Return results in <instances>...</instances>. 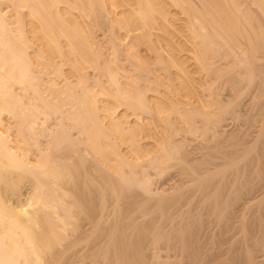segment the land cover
Here are the masks:
<instances>
[{
    "label": "bare ground",
    "instance_id": "6f19581e",
    "mask_svg": "<svg viewBox=\"0 0 264 264\" xmlns=\"http://www.w3.org/2000/svg\"><path fill=\"white\" fill-rule=\"evenodd\" d=\"M6 1L12 3L13 7L16 9L21 10L18 21L21 26V37L12 29L13 20L11 21V18L7 15V11L2 9L0 4V128L4 126L3 117L6 115L11 114V116L17 120V124L14 126L17 134L15 137L17 136V138H19V150L22 152L18 154V152L12 148L13 145L11 143L13 140H9L12 138H9L10 136L7 137L0 129V264H148V259L151 254L148 243H150L151 240H148L149 234L145 228L149 226L147 225L149 223L146 224L143 221L140 223L137 220V217H141L138 216L137 210L140 206H145L147 203L149 204V202H152L151 204H155V206H152L154 209L151 210H154L153 215H157L163 214L162 212L165 210L168 211V209L164 210V207L170 208V205L172 206V204L164 205L165 203L160 205L162 198L160 199L158 195L161 197L160 193L163 194L166 191H160V193L154 192L155 189L153 190V185L151 187L150 184L152 180L151 177L153 176L152 173L154 174L155 171L161 169V167L158 168V166L162 165L158 163L161 162L164 164V158L158 156V148L169 141L166 127H168L169 130L168 125H170L172 115H176L177 112L179 113L176 122L180 124L183 131H191L193 118L186 111L184 112L182 110V112H180L178 108L179 104L174 103V101L163 92L152 95L146 100L148 104L147 108L155 114L154 119L150 118L149 115L138 114L136 112L140 110L139 108L143 105V103H141L144 102L143 99L141 101L135 98L132 104L127 102L124 103L125 101H122L120 97L110 93L103 87V84H101V81H97V78L92 82L88 80V78L90 79V75L88 74L89 71L97 73V69L102 67H100L101 63L98 60L94 42L91 40V32L83 22L86 11V0ZM0 2L3 3L2 0H0ZM99 2L112 24L116 26V30L114 29L115 31L112 34L114 36H112L111 43L114 44V42H116L115 44L117 45L112 46L114 47L112 53L115 54L119 52V44L123 45L128 43V38L133 34H138L136 36H141V38L145 36L149 39L152 50L156 54L162 55L164 59L163 62L172 70V82L176 90L181 94L183 99L187 100L195 107H192L194 112L199 111L198 113L203 115L210 112V106L204 101L200 92L202 83L198 79L199 74L205 71L207 75H209L212 71L211 62H214V59L217 60L216 58H224L225 56H232L235 54V56H230L231 58L227 60L224 58V61H228L229 59L237 58V53V55H240V53L237 52V49L240 48L234 45L236 44L235 41H238V38L234 37L237 39L234 40L232 39L233 36H239L240 34L244 37H246V35L248 37L254 34L259 35L257 31H261L263 30L262 28H264V0H197V2L195 0H99ZM219 3H222L220 5H224V8L226 7L223 10L227 12L221 10L222 8L219 6ZM194 5H198V7L195 8ZM172 8L175 9L174 12L169 11ZM120 9H122V11H120ZM255 19H257L258 22ZM170 20H175V22L184 20L185 25L182 27L183 30H176L178 28L174 26L175 22H171ZM221 21L222 23H220ZM253 21L255 22L253 23ZM255 23L260 26H257ZM228 28L231 30L227 31ZM169 30L172 32L176 31L177 35L175 34V36L179 38L173 40L174 37L172 38L170 35L171 31ZM254 30L256 33L252 32ZM248 31L253 33V35H250ZM261 32L264 33V30ZM261 32L260 34H262ZM231 33L234 34L231 35ZM257 37L258 36L254 35V38H248V43L252 42L251 38L254 40ZM251 45L252 47L255 45L259 47L258 43ZM247 48L251 51L255 50V48ZM250 50L249 52H251ZM263 51L264 50H262V52ZM255 52H253V54ZM219 60L222 62L223 59L220 58ZM244 63L243 61L240 65H237L241 68L245 66ZM234 65L236 66V64ZM105 68L107 69L108 66ZM108 70L110 71V69L108 68L106 70L109 74L108 78L110 82L120 87L118 80L115 78L117 75L114 76L113 72H108ZM243 73L244 72L240 71L239 74L243 75ZM248 74L250 75V73ZM95 77H97V74ZM17 91L25 93V96L28 94L29 98L27 99V97H25L26 101L20 99L19 93H16ZM64 100H66V102ZM68 105L71 107H68ZM82 121H87L89 125L87 127L82 126ZM14 127L12 128L14 129ZM76 128H79V130ZM72 129L78 130L77 133H79L80 137L83 135L84 147L93 155L96 164L98 163L103 170L114 177L129 175V177L126 176L124 178H131L132 180L130 182V179H128L127 183L131 184L126 183L124 185V180L121 181V183L123 182L122 184L117 182V184H121L119 189L113 184L112 188H110L111 194H108L106 186V190L104 186H102L103 189L97 188V215H92L91 217L88 214V217L85 218L80 217V215H73L74 213H72L70 209L72 208L71 205L73 202L66 201L65 199L67 195L75 197V204L78 203V200H84V197L87 196L82 193L79 188L80 185L85 182L81 181L79 185V179L83 180L81 177L74 176L73 178L75 180L72 181V183L66 182L64 179L67 176V171L76 170L78 169L76 164H78L77 166L81 164H71V160L65 161L66 154L64 153L66 151H64V149H67V151L72 150V146L76 140L73 141L76 135H72ZM263 134L261 136L264 137ZM245 139L242 138L241 143L243 142V144L248 145L247 143L250 139ZM250 141L252 142L253 140ZM262 144L263 146L261 147L264 149V143ZM244 148L246 149L245 146ZM244 148L239 150L244 151ZM222 151L224 152V150ZM229 151L230 152H227V154L230 153L234 155L231 153V150ZM241 151L238 152L244 154V152ZM70 152L72 154V152L76 153L79 151L72 150ZM227 154L224 156L229 157ZM236 154H238L237 151ZM69 155L70 154L67 156ZM71 156H69V158H71ZM83 158L79 157L78 159L82 162L81 159L83 160ZM229 158L232 159L231 157ZM257 158L258 157H256V160ZM225 159L228 158L225 157ZM240 159L242 158L240 157ZM257 161H260V159ZM246 162L247 161H245V163ZM235 163L238 164V162ZM218 165L217 163V166ZM217 166L214 165L213 169H216ZM257 166L255 167L253 165L256 171L260 168ZM72 167L74 169H72ZM223 167L226 171L230 168V166L225 167L222 165V168ZM235 170L236 168L230 171ZM238 170L244 169L240 168ZM140 172H143V175L145 173V175L144 177L139 176L141 178L138 179V174ZM259 173L258 176L260 175ZM78 174H80L79 171ZM262 175L264 174L262 173ZM81 176L86 177L87 175ZM258 176V180L264 179L263 176H261L262 178H258ZM76 178H79V181H76ZM229 178H231V176ZM262 184H264V182ZM253 188L251 189L252 191ZM128 191H130V193H128ZM123 193L125 195L124 198L127 196L126 200L121 199V197L124 196ZM89 194L90 193H88V195ZM245 194L247 195V193ZM236 197L239 196L236 195ZM263 197L264 191L262 198L259 197V201H257V199L255 201H264ZM171 199L172 198L168 197V200L171 201ZM215 199L214 196V201ZM177 200H181L180 196H177ZM218 201H220L217 203L220 204L218 206V208H220L224 203H221L220 199ZM189 202H192V200ZM233 202L235 201L233 200L230 203L233 205ZM249 202L254 204L253 200ZM249 202L248 204H250ZM166 203L170 202L167 201ZM174 203L177 204V202ZM217 204H212L213 208ZM257 204L259 205V203ZM262 205L264 206V203H262ZM82 206L81 204V208H83ZM162 206L164 207L162 208ZM176 206L173 204V207L176 208ZM193 206L194 205L191 207ZM225 206L226 205H224L223 208H225ZM263 206L261 208L260 206L258 207L264 213ZM150 207L151 206H149V208ZM218 208H216L217 210L214 209V212L218 211ZM223 208L219 210L221 216H223L225 212L228 213V211H223V213L221 210H227L230 207L228 205V208ZM184 211H186V209ZM83 213L84 212H82V214ZM202 213L203 212H201V214ZM256 213L254 212L253 214ZM219 214L216 215L218 216ZM164 216L168 217L167 215ZM259 216L261 215L259 214ZM172 218L173 216L168 220H170L171 223H173L172 226L175 227L174 223L177 222L172 221L176 218ZM192 218L195 219L199 217ZM219 219H221V217ZM163 220L159 219V221ZM187 220L189 219L187 218ZM199 220L200 219H198V221ZM224 220L225 219H223V221ZM79 222L83 225H77ZM198 223H200V221ZM177 224L181 225L179 223ZM95 225H97V228ZM157 226L159 227L160 225L157 224ZM167 226L169 227L171 225ZM200 226L201 225L197 227ZM250 228H252V226ZM155 229L156 227H154L153 230ZM194 230L196 231V229H193V231ZM159 232H161V230ZM168 233L169 232L166 234ZM181 233L187 232H183L182 229ZM187 234H184V236ZM244 234V252L241 251L244 253V262L246 264H260L256 260L257 256H255L257 251L253 253L254 247L249 243V241L251 242L252 240L248 239L246 233ZM182 235L183 234H181V236ZM160 236L158 238H161ZM192 236H194V234H192ZM169 237L171 236L169 235ZM174 237L172 240L168 239V241H166H171L169 245H172V247L174 244L172 242L174 241ZM179 237H177V240ZM202 237L203 236H201V238ZM188 238L187 239L190 241L191 238ZM260 238L262 239V237ZM152 239L156 238L153 237ZM163 239L164 240L160 241H165V238ZM185 240L186 239L183 238V242ZM197 240L198 239H196V241ZM227 240L228 239H226V241ZM189 241L187 242L189 243ZM238 242L239 246L241 241ZM260 242V244H263L262 241ZM184 243L187 245L186 242ZM185 245L184 247H186ZM261 246L262 245H259V247ZM172 247L170 248L173 250L174 248ZM184 247H182L183 250L178 249L184 251ZM178 249L175 251H178ZM192 249L196 250L195 248ZM237 249L239 248L237 247ZM186 250L189 251L190 248ZM180 251H178L179 253L177 254L181 255L182 252ZM190 252L196 254L197 251ZM231 253L234 254V252ZM154 254L159 255L161 253L156 254L155 252ZM202 254L205 253H201V255ZM233 254L231 255L236 257ZM155 255H153V257H155ZM197 255L201 258L200 254L197 253ZM198 257H196V259H198ZM191 258L193 259V257ZM155 259L157 258L155 257ZM221 260L223 259L221 258ZM158 261L163 264L162 260ZM225 261L227 260L225 259ZM225 261H222V263L226 264ZM189 262L191 261L189 260ZM200 262L202 264V261ZM165 263L166 262H164V264Z\"/></svg>",
    "mask_w": 264,
    "mask_h": 264
},
{
    "label": "rangeland",
    "instance_id": "374dc122",
    "mask_svg": "<svg viewBox=\"0 0 264 264\" xmlns=\"http://www.w3.org/2000/svg\"><path fill=\"white\" fill-rule=\"evenodd\" d=\"M86 1H87L86 2V11L84 14L85 17H84L83 22H84L85 26L88 27V29L91 32V36H92L91 40L94 42V46H95L96 52H97V57H98L99 62L101 63L100 67H102V68L97 69L98 70L97 73L96 72L92 73V71H89V72L87 71L88 74L90 75L89 76L90 79L88 78V80H90V82H92L97 78V81H101V84H103L102 85L103 87H105L110 93L120 97L122 99V101H125L124 103L127 102V103L132 104V101L135 98L136 99L138 98L141 101L143 99L144 102H141V103H143L144 106L142 105L139 108L140 110L137 109L138 111L136 113H138V114L149 115L150 118L154 119L155 114L150 109L147 108L148 104H147L146 100H147V98L151 97L152 95H157V94L163 92L172 101H174V103L179 104L178 108H179L180 112H182V110L184 112L186 111L193 118V126L191 128V131H183L181 129L180 124L178 122H176L177 121L176 118H177V115L179 113L177 112L176 115L175 114L172 115V118L170 120V125H168L169 130H168V127H166L167 137H169V141H168V143L164 144L162 147L158 148V150H159L158 156L164 158V162H163L164 164L159 162L158 164L162 165V166H158V168L161 167V169H159L155 172H154V170H155L154 169L153 170L154 174L152 172H149V173H152V175H153L151 177L152 183L150 182V184H151V187L153 185L152 189L153 190L155 189L154 192L160 193V191L161 192L166 191L163 194L160 193L161 197H160V195H158L160 199L162 198L160 205L165 203L164 205L172 204V206L170 205V208L162 206V208L164 207L163 208L164 210L168 209V211L165 210L162 212L163 214H157V215H155V214L153 215L154 210H151V209H154V207H152V206H155V204H151L152 202H149V204L147 203V205H145L146 207L144 205L140 206L137 210L138 216H141L140 217L141 220L138 217H137V220L140 223H142L141 221L145 222L146 224L149 223V224H147L149 226H147L146 228L144 227L145 230H147L148 234H149L148 240H151V242L148 243V245H149V248L151 251L150 253L152 255L150 254V257L148 259V264H160V263L162 264V262L159 263L158 260H160V261L162 260L163 264H164V262H166L165 264H182V263L183 264H198V262H199V264H201L200 261H202V264H218V263H222V261H225V259L227 260V261H225L226 264H246L243 260L244 259V257H243V255H244V253H243L244 252L243 242L245 240V239H243V236L245 235L244 233H246V236L248 237L249 240L250 239L252 240L251 242L249 241V243L254 247L253 253L257 251L255 253V256H257L256 257L257 262L260 264H264V257H262V256H264V250H263L264 249V242H263L264 241V231H263L264 230V228H263L264 227V215H263L264 213L260 209L263 206L262 203H264V201L263 200L260 201L261 203L255 201L256 199H257V201H259L258 200L259 197L262 198L263 191H264L263 190L264 184H262L264 181H261L264 179H260V180L257 179L259 172H260L259 173L260 175L258 176V178L261 176L264 177V175H262V173L264 174V171H263L264 170L263 169L264 168L263 167L264 166V160H263L264 157H262V156H264V154H263L264 149H263V147H261V146H263L262 143H264V140H263L264 137L261 136L263 134V130H264L263 129L264 128V55H263L264 51L262 52V50H264V39H263L264 33H262L261 31H263L264 28L261 27L263 30L257 31V32H259V33H257L259 35L254 34L255 36H258L254 40H253V38H254L253 33H250L248 31L250 33V35L251 34L253 35V36L249 35L250 37H253V38H251L252 42L255 41L253 43L252 42L248 43L247 39L250 37H248L247 35H246V37H248V38L242 36L241 34L239 35L240 37L238 35L233 36V37L231 36L232 39H234V40H237L234 37L238 38V41L237 42L235 41L236 44H234V45L238 46L241 49V50L237 49V52H239L240 55H237L238 54L237 53L236 54L237 58L229 59L228 61H224V60L225 59L227 60L228 58L235 56V54L232 56L230 55L231 57L225 56L224 57L225 59L223 57L216 58L217 60L214 59V62L213 61L211 62L212 63V65H211L212 71L209 73V75H207V73L205 71H203L202 73L199 74L198 79L202 83V85L200 87V92L202 94L204 101L210 106V112L203 115L201 113L199 114L198 113L199 111L194 112L193 108H195V107H193V105H191V103H189L187 100L183 99L181 94L176 90V88L172 82V70L170 68H168V66L165 62H163L164 61L163 56L156 54L152 50V45H151L149 39H147L145 36L143 38H141V36H136L138 34H136V35L133 34L131 37L128 38V41H127L128 43H125L123 45L118 43L120 45V46H118V48L120 47L118 50L119 52L113 54L112 52H113L114 47H112V46H116L117 44H115L116 42H114V44H113V43H111V41H112V36H114L112 34L116 30V26L112 24L108 15L103 11L99 0H86ZM192 1H194V0H192ZM195 1L197 2V0H195ZM2 2L3 3L0 2L2 9H5L7 11V15L9 16V18H11V21L13 20L12 21L13 24L11 22L12 29H14V31H16L15 33L19 34V36H20L21 26H20V22H18V21H19L21 10L13 7V4L10 3L9 1L2 0ZM220 4H222V3H219V6L222 8L221 10L226 8V7L224 8V5H220ZM194 7L197 8L198 5L197 6L194 5ZM220 7H219V10H220ZM243 9H245V8H243ZM120 11H122V9H120ZM169 11L174 12L175 9L172 8ZM223 11L227 12L226 10H223ZM221 13H223V12H221ZM255 20L258 22L257 19H255ZM171 22H175V20H172ZM254 22L255 21H253V23ZM184 23H185L184 20H178L175 22L176 25L174 23L173 24H174V26H176V28H178L176 30L180 31V30H183L182 27L185 25ZM220 23H222V21ZM255 24L257 26L259 25L257 23H255ZM261 26H262V24H261ZM229 30H231V29L228 28L227 31H229ZM169 31H171V30H169ZM173 32L172 31L170 32V35L172 36V38L174 37L173 40H176L175 38L178 39L179 37L175 36V34L177 35V32L176 31H173ZM252 32L256 33L255 30ZM260 32L263 35L260 34ZM249 33H247V34H249ZM233 34L231 33V35H233ZM258 38H259V40H258ZM243 41H245V42H243ZM257 43H258L259 47H261V48H259L257 45H255ZM259 43H262V44H259ZM251 44H253L255 46L252 47ZM247 47L255 48V50L251 51ZM244 49H246V50H244ZM249 50L251 52H249ZM253 52H255L256 54H260V55H256L255 53L253 54ZM220 58L223 59L222 62L219 60ZM234 60H236V61H234ZM261 60H263V61H261ZM243 61L245 62L244 63L245 66L239 68L238 65H240V63ZM224 62H226V63H224ZM231 62L233 65L231 64ZM234 64H236V66ZM106 66H108L110 71L113 72L114 76L117 75V76H115V78L118 80L120 87L113 85L112 82H110V79L108 78L109 74L106 71L108 68L106 69L105 68ZM233 66L237 67V68H234ZM230 69H233V70H230ZM246 69H248V70H246ZM239 70L241 72H244L243 75L239 74L240 73ZM110 71L108 70V72H110ZM94 73L97 74V77H95L96 74H94ZM248 73H250V75ZM246 78H249V79H246ZM56 79H58V78H56ZM20 92L21 91L16 92L17 94L19 93L18 94L19 98L26 101L25 97H27V99H28L29 98L28 94L25 96V93H22V92L20 93ZM258 93H260V94H258ZM64 101L66 102V100H64ZM68 103H71V102H68ZM69 106L70 105H68V107ZM256 117H257V119H256ZM3 123H4L5 127L2 126L0 128L1 131L4 134H6L7 137L10 136L9 138H12V139H9L10 141L13 140L11 143L13 145L12 148H14L15 151H17L18 154H20L22 151L19 150L20 149V146H19L20 142H19V138H17V136L15 137V135H17V134L15 131L16 128L14 127L17 124V120L15 118H13L10 114V115H6L3 117ZM81 124H82V126H86V127L89 125L87 121H82ZM250 125L251 126L253 125V126L251 127ZM12 127H14V129ZM5 129H7V130H5ZM76 129L79 130V128H76ZM72 130H73V131H71V132H73L72 135H74V134L76 135V136H74V139H73V141L75 139L76 140H75V143L73 142L74 144L72 146V148H73L72 150L73 151L77 150L79 152H76V153L72 152V154H71L70 151H72V150H68L69 151V153H68L67 149L66 150L64 149V151H66L64 153V154H66V157H65L66 160L65 161L71 160V162H70L71 164L81 163V164H79V166H81V167L77 166L78 164H76V167L78 168V169H76L77 171L72 167V169H74V170L67 171L66 172L67 176L64 179L66 182L68 181L69 183L70 182L72 183V181L75 180L73 178L74 176H77L79 178L81 177L83 180L76 178V181L80 180L79 185H80L81 181H83V182L85 181L84 183H82L80 185L79 188L81 189V192L87 196L84 197V200H80V201L78 200L77 201L78 203H75V204H74V202L76 201V199H74L75 197L67 195V197L65 199H66V201L73 202L71 205L72 208H70L71 212L74 213L73 215H75V216L80 215V217H82V218L88 217V215H90V217H91L92 215H97V188L103 189L102 186H104V189H105V186H106V188L108 189V194H111L110 188H112L113 184L117 186V187L115 186L117 189H119L120 185L123 182H124L123 183V185H124L127 183L128 179H130L129 180L130 182L132 180H131V178H124L126 176L129 177V175H126L124 177H116V176L114 177V176L109 175V173H107L105 170H103L98 163L96 164L95 160L93 159L94 158L93 155H91V153L84 147L85 145H83V137H82L83 135H81V137H80L79 133H77L78 130H75V129H72ZM230 133H232V134H230ZM242 138L243 139L247 138L248 140L250 139L253 141L251 142L249 140V142L247 143L248 145H246V144H243V142L241 143ZM81 139H82V141H81ZM245 141H246V139H245ZM234 142H235V144H234ZM223 143H224V145H223ZM249 143H251V144H249ZM244 146L246 147V149L244 148ZM242 148H244V151L239 150ZM257 148H259L261 151ZM68 149H71V148H68ZM228 149L231 150L232 151L231 153H233L234 155H231L230 153L227 154V152H230ZM222 150H224V152ZM236 151L238 154H236ZM238 151L244 152V154L243 153L240 154ZM68 154H70L69 156L72 155L71 158H69V156H67ZM226 154L229 157H231L232 159H230L227 156H224ZM260 154L261 155L263 154V155L261 156ZM74 155H76V156H74ZM79 157H81V158L84 157L83 160L81 159L82 162H80V159H78ZM225 157L228 159H225ZM240 157L242 159H240ZM256 157H258L257 160L260 159V161H257ZM261 158H263V159H261ZM234 160H236V161H234ZM243 160H245L247 162L245 163V161H243ZM239 161H241V162H239ZM214 162H215V164H214ZM222 162L223 163L225 162L226 165H225V163L223 164ZM235 162H238V164ZM258 162H260V163H258ZM217 163L219 164L218 166H220L221 168L217 166ZM250 163H252V164H250ZM235 164H236V166H235ZM214 165L217 166L216 169H213ZM222 165H224L225 167L230 166V168H228V170L226 171V170H224L225 169L224 167L222 168ZM248 165H249V167L247 168ZM253 165L255 167L257 165H260V166H257V167H260L259 169H257L258 172L256 171V168L253 167ZM237 167H239V168H237ZM261 167H263V168H261ZM234 168H236L237 171L236 170L230 171L231 169H234ZM240 168L244 169L246 173L244 172V170H238ZM249 169H251L252 171ZM260 169H261V171H260ZM88 170H90V171H88ZM78 171L80 174H78ZM83 171H84V173H83ZM85 171H86V173H85ZM224 172H225V174H224ZM232 172H234L235 174ZM142 173L143 172H140L138 174V179L141 178L139 176L144 177L145 173H144V175ZM236 173H237V175H236ZM253 173H254V175H253ZM75 174H78V175H75ZM81 175H84V176L87 175L88 177L87 176L83 177ZM225 175H229V176H225ZM230 176H231V178H229ZM251 176H252V178H251ZM244 177H245V179H244ZM239 178H241V179H239ZM246 179H248V180H246ZM121 181H123V182L121 183ZM227 181H229V182H227ZM235 181L237 184L235 183ZM117 182L121 183V184H117ZM127 184H131V183H127ZM221 187H224V188H221ZM252 188H253V191L251 190ZM130 191H128V193H130ZM131 192H133V191H131ZM88 193H90V194L88 195ZM125 193H127V192H125ZM174 193H175V195H174ZM245 193H247V195ZM248 193H249V195H248ZM71 195H73V194H71ZM123 195H124V193H123ZM236 195L239 197H236ZM121 196H122V194H121ZM167 196L172 198L171 201L168 200ZM177 196L178 197L180 196L181 200H177ZM182 196H184V197H182ZM214 196L216 198L215 201H214ZM124 197H125V195L122 196L121 199L126 200L127 196H126V198H124ZM163 197H166V198H163ZM174 197H176V198H174ZM253 197H254V199H253ZM234 198H238V199H234ZM246 198H248V199H246ZM219 199L221 200V203H224L223 205H221V207H220L221 209L224 207V205H226L225 208H228V205L230 207L227 210L225 208H223L225 210H221V212L228 211V213L223 212L224 213V214L222 213L223 216H221V213L219 214L220 208H218V206L220 204H217L218 202H220V201H218ZM190 200H192V202H189ZM216 200H217V202H216ZM223 200H228V201H223ZM233 200L235 202H233V205H232V203H230V202ZM252 200H253L254 204H251V202H249ZM167 201H169L170 203H166ZM212 201H213V203H212ZM174 202H177V204H175ZM248 202L250 204H248ZM80 203L83 205L82 206L83 208H81ZM246 203H247V205H246ZM257 203H259V205ZM173 204H174V206L177 205L176 206L177 209L175 207H173ZM187 204H189V205H187ZM212 204H217V205H215L213 208ZM244 204L246 207L244 206ZM148 205L151 207L149 208ZM192 205H194V206L191 207ZM253 205H255V206H253ZM258 206H260V208ZM184 207H186V208H184ZM252 207H253V209H252ZM141 208H143V209H141ZM216 208H218L219 210L214 212V209L217 210ZM263 208H264V206H263ZM171 209H172V211H171ZM174 209H176V210H174ZM185 209H186V211H184ZM258 209H260V210H258ZM230 210H232V211H230ZM81 211L84 213L82 214ZM149 211H150V214H149ZM253 211L255 213L256 212L257 213L253 214L254 213ZM85 212H87V213H85ZM201 212H203V213L201 214ZM187 214H189V215H187ZM216 214H219L218 215L219 217ZM259 214L261 216H259ZM164 215H167L168 217H166ZM229 215H230V217H229ZM172 216H173V218H176L172 222L176 221L177 223H179L181 225L174 223L175 227L172 226L173 223H171V221L168 220ZM185 216H189V217H185ZM191 216L192 217L198 216L199 218L193 219ZM161 217L163 219H165V218H167V219L163 220ZM190 217L193 219V221ZM215 217H216V219H215ZM220 217H221V219H219ZM158 218L160 220H163V221H159ZM187 218L189 220H187ZM198 219H200L199 221L201 224L198 223L199 222ZM223 219H225V220L223 221ZM167 220L169 221V223ZM179 220H181V221H179ZM257 220H258V222H257ZM146 221H148V222H146ZM151 221H152V223H151ZM183 221H184V223H183ZM249 221H250V223H249ZM155 222L157 224H159L162 228L160 226L158 227ZM243 222L246 224H244ZM154 223L156 224V226ZM161 223H162V225H161ZM247 223H249V224H247ZM183 224H185V225H183ZM242 224H244L245 226ZM77 225H83V224H81V222H79V224H77ZM167 225H171L172 228H171V226L168 227ZM199 225H201V226L197 227ZM240 225H241V227H240ZM250 225L252 226V228H250L251 227ZM178 226H180V227H178ZM193 226H195V227H193ZM95 227L97 228V225H95ZM154 227H156L155 230H153ZM164 227L166 229H168L169 231L166 230ZM189 227H191L192 229ZM175 228H177V229H175ZM184 228L186 231L184 230ZM205 228H206V230H205ZM157 229H159V230H157ZM182 229H183V232H187L188 234L187 233H181ZM193 229H196V231L195 230L193 231ZM160 230H161V232H159ZM179 230H180V232H179ZM167 232H169V233L166 234ZM170 232H172V233H170ZM261 232H263V233H261ZM152 233H154V234H152ZM162 234H163V238H165V241H160V240H164L162 238ZM174 234H176L177 236ZM181 234H183V235L181 236ZM184 234H187L188 236L187 235L184 236ZM192 234H194L195 237L192 236ZM169 235L171 237H169ZM152 236L155 237L156 239H152L153 238ZM159 236L161 238H158ZM201 236H203L204 238L203 237L201 238ZM173 237H174V241H172V242L174 244L172 243L173 244V247H172V245H169L171 243V241H169L170 243L166 242V241H168V239L172 240ZM177 237H179L178 240H177ZM188 237L191 238L190 239L191 242L192 241H195V242L191 243L188 240L189 239ZM260 237H262V239ZM180 238H181V240H180ZM183 238L186 239L184 242H186L187 245H185V243L183 242ZM193 238H196L198 240L196 241V239H193ZM199 238H201V239H199ZM206 238L209 240H207ZM254 238H256V239H254ZM226 239H228V240L226 241ZM237 240L241 241L239 246H238L239 242ZM175 241L177 244L175 243ZM187 241H189V243H191V244L188 245L189 243ZM260 241H262L263 244H260L261 243ZM152 242H154V243H152ZM163 242H165V243H163ZM181 242H183V243H181ZM197 242H199V243H197ZM167 243H168V246H167ZM231 243H233V244H231ZM258 244L262 245V246L259 247ZM184 245L186 247H184ZM188 246H190V247H188ZM216 246H218V247H216ZM170 247H172L174 249L172 250ZM182 247H184V251H180L182 249ZM237 247L239 249H237ZM188 248H190L189 251L186 250ZM192 248H195L196 250H194ZM227 248H228V250H227ZM177 249H178V251L182 252V254L180 253L181 255L177 254V253H179L178 251H175ZM235 249H237V250H235ZM260 249H262V250H260ZM225 250H227V251H225ZM190 251H197V252L195 254L194 252H190ZM230 251L234 252V254L231 253ZM241 251H243V252H241ZM155 252H156V254H159V253H161V254L155 255L154 254ZM174 252H176V253H174ZM188 252H190V253H188ZM197 253L200 255H201V253H205V254H202L200 256L201 258H199L198 257L199 255H197ZM235 253H237V254H235ZM215 254H218V255H215ZM231 254L235 255L237 258L233 257ZM153 255H155V257L157 259H155V257H153ZM213 255H215V256H213ZM219 255H221V256H219ZM223 255H225V256H223ZM178 256H181L182 258L178 257ZM183 256H186V257H183ZM195 256L198 257V259H196ZM191 257H193V259ZM216 257H218V258H216ZM179 258H181V259H179ZM221 258L223 260H221ZM234 259H235V261H234ZM189 260L191 262L192 261L193 262L191 263V262H189ZM232 260H233V262H232ZM203 261H204V263H203ZM222 264H224V263H222Z\"/></svg>",
    "mask_w": 264,
    "mask_h": 264
}]
</instances>
